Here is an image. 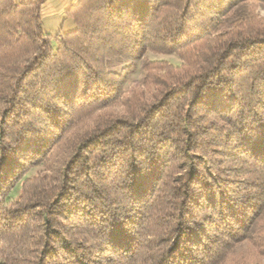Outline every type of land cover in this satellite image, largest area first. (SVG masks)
Listing matches in <instances>:
<instances>
[{
	"label": "trees",
	"instance_id": "1",
	"mask_svg": "<svg viewBox=\"0 0 264 264\" xmlns=\"http://www.w3.org/2000/svg\"><path fill=\"white\" fill-rule=\"evenodd\" d=\"M43 1L0 0V264H237L242 241L264 257V0H78L56 36ZM147 51L182 64L145 61L151 97L71 131Z\"/></svg>",
	"mask_w": 264,
	"mask_h": 264
},
{
	"label": "rangeland",
	"instance_id": "2",
	"mask_svg": "<svg viewBox=\"0 0 264 264\" xmlns=\"http://www.w3.org/2000/svg\"><path fill=\"white\" fill-rule=\"evenodd\" d=\"M248 6H251L258 16L264 18V4L249 3ZM147 60L164 61L176 67H179L182 64V61L179 59V57L176 54H159L152 51H147L144 55V58L137 63L135 72L131 74L128 80L125 82L123 86L122 97L118 101L112 103L111 105L105 107L104 109H99L98 111L94 112L92 115L86 117L85 119H82L80 122H78L77 125L71 128V131H76V130L82 131L84 128L92 125L99 113H104L105 111L111 113H117V114L123 113L125 111V99L134 88H138V87L143 88L146 93V96L151 97V93L154 91V88L151 87L148 88L143 83L144 77L146 75V71L144 69V63ZM127 63L128 61L126 60L116 61L112 63L111 66L113 68H119L121 66L126 65ZM63 150L65 149L62 147V150L59 149L58 152L57 151L56 153L53 152L54 154L52 153L53 157L51 159L55 157L54 159L58 161L63 155L61 154ZM52 164L53 163H51V161H49V163L47 161L46 162L41 161L38 164L30 167L25 173V175L22 177V179H20L13 186V188L8 194L9 198L12 200H16L22 192V188L25 180L36 177L41 171L49 169L50 165ZM233 255L237 264H264V257L258 255L247 241H242L238 243L234 248Z\"/></svg>",
	"mask_w": 264,
	"mask_h": 264
},
{
	"label": "crops",
	"instance_id": "3",
	"mask_svg": "<svg viewBox=\"0 0 264 264\" xmlns=\"http://www.w3.org/2000/svg\"><path fill=\"white\" fill-rule=\"evenodd\" d=\"M77 3L78 0H44L40 7L43 31L51 36L73 31L75 23L68 12Z\"/></svg>",
	"mask_w": 264,
	"mask_h": 264
}]
</instances>
